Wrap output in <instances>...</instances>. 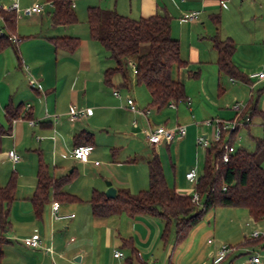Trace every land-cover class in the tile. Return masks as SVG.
<instances>
[{
	"label": "crops",
	"instance_id": "obj_1",
	"mask_svg": "<svg viewBox=\"0 0 264 264\" xmlns=\"http://www.w3.org/2000/svg\"><path fill=\"white\" fill-rule=\"evenodd\" d=\"M2 1L9 2V0ZM21 1L22 5L27 6L39 0L30 2L29 0H19L20 4ZM104 1L105 9H114L118 13L134 19L148 17L156 13L168 14L172 18L171 36L179 41V45V38L185 35V31L189 34L195 32L197 24H205L203 20L210 19L215 22L216 19H219L216 24L217 27L221 21L227 25L222 32H219V28L214 34L212 31H208L211 35L206 39L211 42V49L214 52L210 56V61H202L201 59V48L205 47L200 46L202 42H198L196 46L190 45L188 47V61L192 64H198V67L201 66V68L195 70L198 72L195 78L201 77L198 82L200 93L193 94L195 102L189 99L186 94L188 101L185 103L187 105L181 106L177 103L172 106L170 103L166 107L156 110L148 106L149 94L143 86L135 83L134 75H132V79L130 78V80L124 82L122 77L116 74L112 77L111 84H106L103 79L104 70L114 65L107 52L98 42L90 38L82 39L79 47L72 53L62 48H56L49 41V37L76 36L70 30H67L70 25L54 26L51 24L50 18H43L44 11L40 15H35L34 18V21L39 22L37 28L39 33L35 32V36L29 37L31 40L26 41V39L20 45L18 43L16 50L13 47H7L0 52V124L4 128L10 127V132L1 136L0 166L5 163L10 164L11 170L18 173L20 185L23 177L26 179L32 177L31 175L34 177V172L37 169H35L36 157L39 154L43 155L45 160L50 161L54 171L59 168L60 174L54 175L52 173V175L60 176L70 173L74 167L70 171L64 172V167L58 166L65 165L62 161L68 159L82 162L71 157L69 153L73 147L72 137L79 131L84 130L93 135L92 154L95 150V131L97 129L101 131L109 129V125L113 124L116 133L120 134L121 139H123L121 145H116L113 142L108 145L111 148L112 155L115 153L116 156L123 149L125 151L129 146H133L136 141L135 131H138L140 135H144L143 132L148 126L163 124L164 126L174 127L184 125L186 127L185 135L175 138L169 143L151 145L144 142L147 143L151 153L154 151L158 155L168 186H170V183L167 180L168 173H166L165 165L170 170L169 163L173 172L172 189L179 194L190 195L189 189L187 191L185 189V180L190 181L186 179L185 174V179L181 178L179 173L176 174L177 166L173 161L176 159L180 162L184 156L183 152H185L189 155L187 163L191 164V159L194 157L195 137L198 135L209 137L213 133V125L206 124V120L235 118L236 112L232 109V104L237 101L243 105L242 119L245 116L250 119L249 123H244L239 127L238 136L242 128H246L249 132V127L254 122H257V125L261 128V124L264 123L262 117L251 115V108L254 105L264 112V79H250V81L244 82L227 75L222 77L217 70L215 74L217 75L216 94H218L219 101H215L214 95L213 99L204 96L209 94L211 97L209 85L207 89L208 79L203 78V74L207 75L208 66L213 65L216 60V52L212 47V37L214 36L219 39L229 37L233 40L235 51L232 55V61L246 76L250 72L261 70L264 67V0H241L247 3L249 7L246 10L240 9L239 11L227 9V2L231 0H223L225 6L221 5L220 0ZM46 6H51V4ZM77 6L78 3L74 0V8ZM191 10L199 11L197 20L181 21V14ZM31 17L33 18V16ZM174 21L177 24H173ZM43 23H46L44 33H42ZM186 24H188V30L183 26ZM197 34L203 39V35ZM181 69L185 70L186 73L191 72L188 65ZM211 71L213 72V69ZM27 72L37 80L38 85L36 87L29 85ZM179 78L183 83L184 73ZM113 88H119L120 97H115L112 94ZM130 92L133 93L134 99L138 100L140 106L142 104L148 106L143 107V109L148 110L146 117L132 112L126 106V97L130 96ZM20 103L24 105L23 112L28 111L31 113V119L37 122L36 125L30 126L27 120L22 118L8 122L4 111L5 105L17 106ZM26 105H29V107H26ZM70 105L90 108L91 114L79 120L71 121L67 116ZM198 105L200 106L197 107ZM193 112L194 114H192ZM54 115L57 116V119H54ZM136 115L141 119L140 126L137 124L135 126L131 125V120ZM261 131L263 133V128ZM262 139L264 140L263 135ZM117 146L119 151H117ZM9 150H14L18 154L19 160L17 162L10 160ZM91 154L87 160H89ZM149 158L150 154L144 158L146 166ZM134 161L136 162L135 157L131 158L127 155L123 161L116 160L115 162L124 166V164L135 163ZM46 164L50 169L48 161ZM4 180L5 177L0 176V186L4 185ZM133 181L130 185L138 186L140 188L138 191L146 188L145 168L144 175L142 173L139 178H135ZM35 184L36 173L33 182L26 186L23 197H17L15 192V199L9 212L10 227L3 231L8 236L2 234L7 240L4 244H9L10 241L8 240L12 236H20V240L32 234H38L41 247H28L23 243V240H20L21 243L16 249L7 248L10 251L12 250L14 257L6 259L3 244L0 264H110L107 260H101L98 249L105 246L107 249L112 247L113 251L115 249L124 251L127 248L121 247L122 240L128 238H131L136 254L143 263L154 264L152 259L157 252L168 254L169 237L165 240L161 238L165 221L160 218L147 215L129 217L124 213L102 218L94 217L90 212L88 201L84 202L81 198V201L76 203H59L57 214L69 215L73 213V217L55 218L51 206L53 201H50L46 205L42 217L40 219L36 218L30 203ZM121 188L126 187L121 186ZM127 189L130 190L128 187ZM63 190L69 192L65 188ZM130 192L132 191L130 190ZM17 198L23 201H17ZM219 208H215L214 211ZM224 208L234 209L235 207ZM215 213L213 216H215ZM211 218L208 216L206 221L202 220L190 231L187 238L175 247L172 232V255L167 256L166 264H206L207 258L210 260L221 243L215 237L220 234L216 232V223L214 219L211 223ZM250 219L255 223L259 222L254 221L251 217ZM10 232L13 233L9 235ZM68 234H73V236L66 240ZM208 239L212 241L208 243ZM259 244L264 249V241ZM48 247L52 249V253L45 250ZM235 249L221 262L225 264H255L251 261V256L256 254V251L247 250L246 253H251V255L248 254V257L238 258L239 255H237ZM127 251L129 250L127 249ZM134 260L139 262L138 259Z\"/></svg>",
	"mask_w": 264,
	"mask_h": 264
},
{
	"label": "trees",
	"instance_id": "obj_2",
	"mask_svg": "<svg viewBox=\"0 0 264 264\" xmlns=\"http://www.w3.org/2000/svg\"><path fill=\"white\" fill-rule=\"evenodd\" d=\"M44 2L51 4L52 25L69 26L77 23L74 0ZM0 18L5 29L0 34V52L7 47L16 50L18 43L25 38L16 35V14L13 11H0ZM171 19L166 13L134 19L114 9L94 5L86 8L90 39L98 42L114 63L104 70V82L110 85L116 74L124 82L130 80L127 60H134L135 83L145 86L150 97L148 106L156 110L170 103L175 106L179 102L188 101L185 86L177 77L179 69L186 67L187 62L180 57L179 41L171 36ZM218 22L219 19H216L215 23ZM12 35L17 37L14 42L10 40ZM48 39L56 48L70 53L80 45L79 38L74 36H55ZM212 47L216 52L215 65L219 73L244 82L250 81L232 61L235 44L231 38L219 39L214 36ZM188 75L195 78L198 72L191 71ZM23 109L24 105L21 103L17 106L6 104L4 111L8 122L20 118L31 119V113H25ZM251 110L252 116L258 115L264 119V112L255 105ZM240 126H236L227 138L224 132L219 141L212 142L205 148L203 169L194 183L193 191L200 197L199 204L191 201V195L179 194L168 186L158 155L152 151L147 161V188L136 193L127 188H118L112 198L106 197L104 191L92 189L88 199L91 214L100 218L124 213L129 217L147 215L163 219L165 224L161 238L165 240L170 228H173L174 247L187 238L208 212L218 207L243 208L254 221L263 220L264 167L261 157L264 154V141L255 139L254 150L239 147L229 155L227 161L222 160L224 145H234ZM9 132V126L4 128L0 124V151L1 136ZM92 142L93 135L84 130L72 137L73 147L92 145ZM75 176L74 168L68 174L52 175L41 155H38L36 184L30 197L36 218L42 217L50 201L58 204L81 201L78 196L63 190ZM15 190L16 174L13 172L8 181L0 186V258L1 247L7 242L2 233L10 227L9 212L15 199ZM263 240L264 235L248 242L252 244ZM121 247L130 252V256L125 257L122 264H132L134 259L139 260L131 238L123 239Z\"/></svg>",
	"mask_w": 264,
	"mask_h": 264
},
{
	"label": "rangeland",
	"instance_id": "obj_3",
	"mask_svg": "<svg viewBox=\"0 0 264 264\" xmlns=\"http://www.w3.org/2000/svg\"><path fill=\"white\" fill-rule=\"evenodd\" d=\"M33 1V0H29ZM40 2H44L45 0H39ZM0 2L4 3V4H9V2L7 1H2L0 0ZM76 2L78 3V6L76 8H74L76 15H77V23L70 25L69 27H67V30H70L73 35H75L76 37L79 38V41L81 42L82 39H86V38H90L89 37V30H88V25L86 22V8L88 6H100L102 8L105 7V1L104 0H76ZM21 7H24V5H22V1H21ZM227 9H231V11H239L241 10H246L247 7H249L247 5V3L242 2L241 0H231L229 2H227ZM51 6H46L45 8V12L42 14V17L47 19L50 18L49 14L51 12ZM223 11V10H222ZM36 16L32 17H26V16H18L16 18V35L19 37H26L24 39H22L19 42V45L21 44V42H23L24 40L28 41L31 40V36H35V32L39 33V30H37L39 22L38 21H34V18ZM50 20V19H49ZM205 22L204 25L201 24H197L196 25V30L195 32H191L190 34L187 33L185 31V35L181 36V38H179L180 40V57L185 60L187 62V65L189 66V70L190 71H195L198 68L199 65L198 64H192L188 61L187 59V51H188V47L190 45L196 46L198 44V42H202L200 44V46H205L202 47V54H201V59L202 61H210V56L212 55L213 50L211 49V42L209 40H207L206 38L208 36H210L211 34L208 33V31H212L213 34L216 32V30L219 28V32H222V30L224 31V28H226V24H223V21H221L220 18V24L217 27L216 23L213 22L210 19L207 20H203ZM173 24H177L175 21L173 22ZM184 28H186V30H188V24L183 25ZM46 27V23H43V27H42V33H44L46 30H44ZM71 28V29H70ZM5 29L3 28L2 22L0 20V32H4ZM175 32V31H174ZM176 33V32H175ZM199 33L200 35H203V39L197 34ZM219 35L221 33H218ZM176 35V34H175ZM222 35V34H221ZM198 36V37H197ZM177 37V36H176ZM30 42H37V41H30ZM11 50V49H9ZM214 54V52H213ZM111 60V59H110ZM191 66V67H190ZM208 72H206L207 75L203 74V78H207L208 79V84H207V89H208V85H209V91H210V95H204L205 97H207L208 99H213V95H214V100H218V94H216L217 92V87H216V81H217V68L215 63L213 65H209L208 66ZM211 69H213V72L211 71ZM130 70V69H129ZM184 73V80L183 83L185 84V92L188 95L189 99H192L193 102H195L194 98H193V94H199L200 93V86L198 84V82L200 81L201 77L199 78H193L190 77L188 74L189 72L186 73L185 70L183 69H179L178 73H177V77L179 78L180 75L182 77V74ZM130 74V78L132 79V73L131 70L129 71ZM216 76V77H215ZM220 76L225 77L226 75H224L223 73L220 74ZM180 79V78H179ZM206 79V81H207ZM213 83V85H212ZM215 84V86H214ZM143 86V85H141ZM143 88H145V86H143ZM215 88V89H214ZM119 90V88H118ZM146 92L147 89L145 88ZM120 93V91H119ZM129 95V93H128ZM195 95V94H194ZM221 95V94H220ZM130 97H132L134 99V95L132 92H130ZM196 99L199 100V98L196 97ZM135 100V99H134ZM192 100H190V102H192ZM219 101V100H218ZM198 103V102H197ZM135 104L138 108L143 109V107H148L144 104H142L141 106L138 104V100H135ZM179 104H181V106L183 105H187L185 102H179ZM200 105H198L197 107H199ZM223 106V105H222ZM195 112V111H194ZM194 112L192 114H194ZM201 117V116H200ZM199 118V117H198ZM131 125H133V122L135 121L137 125H141L140 121L141 119H139L138 115H136L132 120H131ZM195 122H197V120H195ZM163 125V124H162ZM114 125H109V129H105V130H100L97 129L95 131V137L94 141H95V150L93 151V153L91 154V156L89 157V160H87L86 162L82 163V162H78L75 160H65L62 161L65 165H61L58 167H64V172H68L70 171L71 168H75L76 170V176L75 178L68 183L64 188L69 190V192L74 193L76 195L79 196V198L83 199V201H88L89 197H90V192L92 189H97V190H102L104 191L106 189V183L107 182H111L112 186L115 188H121L122 187H128L133 193H136V191H138L140 188H138V186H131L130 184H132L135 180V178H139L140 175H144V168H145V176H146V188L148 186V172H147V166L144 163V158L147 157L149 154L151 155V150L149 149L147 143H145V139H144V135H140L138 133V131H135V142L133 143L132 147H128V149L126 148L125 151L123 149V151H120L117 153V155L115 156L112 155V151L111 148H109L110 146H108L111 142H113L116 145H121L120 143H122L121 139V135L116 133L115 128L113 127ZM134 126V125H133ZM169 127V126H166ZM249 132L247 131L246 128H242L239 132V136L237 135L236 140L234 141V148H239V147H243L247 150H254L255 149V139H262V131H261V127L259 125H257V122H254L253 125H250L249 127ZM201 136V135H200ZM143 138V141H142ZM196 139V137H195ZM263 140V139H262ZM145 141V142H144ZM195 141V140H194ZM264 141V140H263ZM196 146V148H195ZM194 157L193 159H191V164L187 163V161L189 160V155L185 154V152H183L184 156L181 159L180 162H178V160H174L173 163L176 164V174L179 173V175L181 176V178H184V174H186V172H188L191 168H196V173L197 176H199V174L202 172L203 169V162H204V150L205 148L198 146L195 142H194ZM117 151H119V147L117 146ZM1 151H2V146H1ZM198 152V153H197ZM182 154V155H183ZM127 155H129L131 158H136V162L132 163V164H124V166L118 165L115 161L119 160V161H123ZM114 156V157H113ZM188 157V158H187ZM42 160L46 163L47 161L49 162V166H50V171L51 174L54 173V175H59L60 172L58 171L59 168H57L56 171L53 170V167H51L50 161L49 160H45L44 156L41 155ZM197 158V159H196ZM116 159V160H114ZM98 162V164H95V162ZM261 161H262V165L264 167V154L261 157ZM37 162H38V156L36 157V162H35V169L37 168ZM59 164V163H58ZM48 166V165H47ZM168 166L170 167V170L166 167L165 165V170L166 173H168L167 175V180L170 183V188H172V183H173V172L171 169V166L168 163ZM143 168V171H142ZM53 170V172H52ZM15 171V170H14ZM13 170H11V166L8 163L2 164L0 166V176L3 175V177H5L4 180V184L8 181L9 177L11 176V174L14 172ZM16 174V196L20 197V196H24V191H26V186L30 185L31 182H33L34 177H35V173L34 172V177L33 175H31L32 177H30L29 179H26L25 177L22 178V181H20V185H19V181H18V173L15 171L14 172ZM183 176V177H182ZM185 179V178H184ZM194 182H188L185 180V189L187 191V189H189V193L190 195L193 194V184ZM137 188V189H136ZM144 188V189H146ZM17 201H23L22 199H16ZM235 210V211H232ZM215 213V216H213V214ZM232 212V213H231ZM235 212H238L237 214ZM208 216L211 218V223H213V219L214 222L216 223V232H219V236H215L216 239H218L219 242L221 243H230L232 246H235L236 249L235 251L237 252L238 258H245L248 257V254L251 255V253H246L247 250H253L256 251L262 258L264 257V249H262L260 247L261 244L258 245V243H260L261 241H259L258 243H248V241H251V233L254 230H263L264 229V219L255 223L250 219V215L248 214L246 209L243 208H234V209H225L223 208H219L216 211L212 210L210 212L207 213V215H205L204 219L206 221V219H208ZM248 224V225H247ZM172 228H170V232L167 236V238L169 237V243H168V254L164 252L160 253L157 252L156 254H154V258L152 259V263L154 264H166L167 262V256L168 255H172ZM4 233V232H3ZM13 232H10V234H12ZM218 234V233H217ZM5 236H8L6 233H4ZM73 236V234H68L66 237V240L69 239V237ZM228 237V238H227ZM20 236H12V238H10L8 241H10L9 244H4L3 248H4V253H5V258H11L14 257V254L11 252L13 249H16L18 247V245L21 243L20 240H23L24 238L20 239ZM264 241V240H263ZM220 243V244H221ZM247 243V244H246ZM10 248L12 249L10 251ZM99 248V247H98ZM97 248V249H98ZM121 250V249H119ZM112 247L110 248H105V246H101L98 249V252L101 255V260L103 259L104 261H108L110 264H122L124 262V258L125 257H129L130 256V252L126 250L122 251L124 254V258L122 259H117L113 257V252H112ZM21 256V254H20ZM132 264H146L143 262H137L136 260H133ZM206 264H211V261L206 260ZM220 264H225L224 262H221Z\"/></svg>",
	"mask_w": 264,
	"mask_h": 264
},
{
	"label": "built area",
	"instance_id": "obj_4",
	"mask_svg": "<svg viewBox=\"0 0 264 264\" xmlns=\"http://www.w3.org/2000/svg\"><path fill=\"white\" fill-rule=\"evenodd\" d=\"M221 5L225 6L224 1L220 0ZM50 4L49 2H39L35 1L31 3L30 5L21 7L19 0H9V4H4L0 2V11H13L17 15L20 16H35V15H40L45 11V6ZM199 15L198 10H191V11H185L181 14L180 20L181 21H194L197 20ZM1 20V18H0ZM1 34V32H0ZM11 41H16L17 37L15 35H12L10 37ZM127 66L131 70L132 75L136 74V63L132 59L127 60ZM28 74V81L29 84L32 86H37L38 83L36 79L29 73ZM249 79H257V80H262L264 79V67L261 70L250 72L248 74ZM252 88V86H250ZM112 94L115 97H120V93L118 88H113ZM172 106H174V103H171ZM126 106L128 107L129 110H131L134 113H139L143 116L148 115V110L147 109H140L136 106L135 100L127 96L126 97ZM26 107H29V105H26ZM232 109L236 112V117L232 119H219V118H214L211 120H206V124H211L213 125V133L211 136H200L198 135L195 139V143L198 146H201L203 148L208 147L212 142H217L221 139L222 134L225 132L226 138L230 135V133L235 129L236 126H240L244 123L249 122V118L245 116L244 119L241 117V112L243 110V105L237 101H235L232 104ZM91 114V109L87 107H77L75 105H70L69 109L67 111V116L68 119L71 121H76L79 120L82 117L88 116ZM54 119H57V116H53ZM16 119H13L14 121ZM28 124L30 126H34L37 124V122L33 119H28L27 120ZM133 125H136V122H133ZM263 128V138H264V123L261 124ZM144 139L148 144L151 145H157L160 143H169L175 138H180L183 137L186 133V127L184 125H176L174 127H166L164 125H156V126H148L146 130H144ZM39 138V137H38ZM93 149L92 145H79V146H74L70 150V156L85 162L88 159V156L91 154ZM235 151L234 145H224V151L222 153V160L227 161L229 158V155ZM8 156L12 162H17L19 160L18 154L14 150H9L8 151ZM95 164H98L96 161ZM185 177L187 180L190 182H196L197 180V173L195 168H191L188 172H186ZM191 201L193 203L199 204L200 203V197L196 192H193L191 195ZM52 212L53 216L55 218H65V217H73L74 214H69V215H59L57 214V209L59 204L56 201L52 202ZM251 239L258 238L262 235H264V229L263 230H254L251 234ZM212 240L208 239L207 242L210 243ZM23 243L32 248H37L41 247L40 245V238L38 234H32L31 236L24 238ZM235 249V246L222 243L219 245L217 248L216 252L214 255L211 256L210 261L211 264H219L221 261L225 259V257L233 252ZM46 251L52 253V249L50 247L45 248ZM113 256L118 259H122L124 257V254L121 250L115 249L113 251ZM251 261L255 264H264V257H260L259 254H253L251 256ZM79 264V263H77Z\"/></svg>",
	"mask_w": 264,
	"mask_h": 264
},
{
	"label": "water",
	"instance_id": "obj_5",
	"mask_svg": "<svg viewBox=\"0 0 264 264\" xmlns=\"http://www.w3.org/2000/svg\"><path fill=\"white\" fill-rule=\"evenodd\" d=\"M115 193H116V188L112 186L111 182H107L106 189L104 190V194L106 195V197L112 198L114 197Z\"/></svg>",
	"mask_w": 264,
	"mask_h": 264
}]
</instances>
